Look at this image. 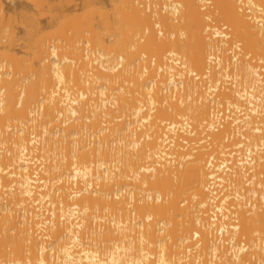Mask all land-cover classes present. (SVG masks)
I'll list each match as a JSON object with an SVG mask.
<instances>
[{
    "label": "bare ground",
    "instance_id": "obj_1",
    "mask_svg": "<svg viewBox=\"0 0 264 264\" xmlns=\"http://www.w3.org/2000/svg\"><path fill=\"white\" fill-rule=\"evenodd\" d=\"M109 2L0 0V264H264V0Z\"/></svg>",
    "mask_w": 264,
    "mask_h": 264
},
{
    "label": "rangeland",
    "instance_id": "obj_2",
    "mask_svg": "<svg viewBox=\"0 0 264 264\" xmlns=\"http://www.w3.org/2000/svg\"><path fill=\"white\" fill-rule=\"evenodd\" d=\"M35 2L37 3V5ZM74 2L77 3L78 6H76L77 4H74ZM87 2H97L98 4L104 2L103 4L106 3L105 7H107V9H110L109 0H81V3L80 0H3V5L6 11L5 20L8 22V25L12 26L13 29H15L16 35L18 34L17 36H21L23 32V26L20 22L25 17L24 15L33 14L34 18L38 22L43 24L50 20L51 13H49V10L53 9V11H56L54 13L59 12L63 15H70L75 12L76 8H84L83 5H87ZM43 8L45 9V12L41 15L40 12L43 11ZM18 48L21 49V46L19 47V44L17 45L16 49L18 50Z\"/></svg>",
    "mask_w": 264,
    "mask_h": 264
}]
</instances>
